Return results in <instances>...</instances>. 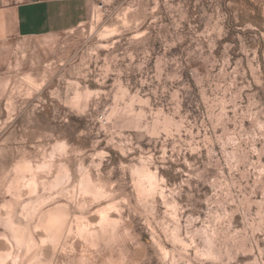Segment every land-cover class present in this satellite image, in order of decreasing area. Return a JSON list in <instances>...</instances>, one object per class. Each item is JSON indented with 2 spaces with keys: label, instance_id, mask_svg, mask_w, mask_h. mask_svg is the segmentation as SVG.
Here are the masks:
<instances>
[{
  "label": "rangeland",
  "instance_id": "1",
  "mask_svg": "<svg viewBox=\"0 0 264 264\" xmlns=\"http://www.w3.org/2000/svg\"><path fill=\"white\" fill-rule=\"evenodd\" d=\"M0 39V264H264V0H86Z\"/></svg>",
  "mask_w": 264,
  "mask_h": 264
},
{
  "label": "crops",
  "instance_id": "2",
  "mask_svg": "<svg viewBox=\"0 0 264 264\" xmlns=\"http://www.w3.org/2000/svg\"><path fill=\"white\" fill-rule=\"evenodd\" d=\"M86 0H0V39L62 34L88 17Z\"/></svg>",
  "mask_w": 264,
  "mask_h": 264
}]
</instances>
